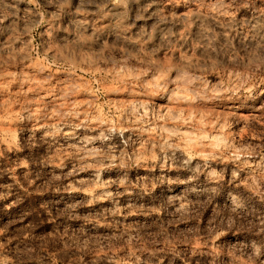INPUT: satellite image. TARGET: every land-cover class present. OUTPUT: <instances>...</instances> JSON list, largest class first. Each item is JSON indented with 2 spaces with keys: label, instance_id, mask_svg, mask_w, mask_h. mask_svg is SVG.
Returning a JSON list of instances; mask_svg holds the SVG:
<instances>
[{
  "label": "rangeland",
  "instance_id": "374dc122",
  "mask_svg": "<svg viewBox=\"0 0 264 264\" xmlns=\"http://www.w3.org/2000/svg\"><path fill=\"white\" fill-rule=\"evenodd\" d=\"M0 264H264V0H0Z\"/></svg>",
  "mask_w": 264,
  "mask_h": 264
},
{
  "label": "bare ground",
  "instance_id": "6f19581e",
  "mask_svg": "<svg viewBox=\"0 0 264 264\" xmlns=\"http://www.w3.org/2000/svg\"><path fill=\"white\" fill-rule=\"evenodd\" d=\"M217 7H218V6H217ZM218 8H219V7H218ZM220 8H221V7H220ZM220 8H219V9H220ZM225 9H226V8H225ZM216 10H217V9H216ZM219 11H220V10H219ZM215 12H216V11H215ZM217 12H218V11H217ZM193 13H194V12H193ZM204 13H205V12H204ZM220 13H221V12H220ZM210 19H211V18H210ZM258 38H259V37H258ZM30 70H31V69H30ZM30 70H29V71H30ZM36 70H37V67H36ZM39 71H40V69H39ZM34 72H35V71H34ZM27 74H28V73H27ZM20 75H21V74H20ZM28 75H29V74H28ZM28 75H27V76H28ZM20 77H21V76H20ZM21 78H23V76H22ZM27 78H28V77H27ZM134 79H135V78H134ZM130 81H131V80H130ZM195 85H196V84H195ZM176 87H177V86H176ZM164 88H165V87H164ZM196 88H197V87H196ZM145 89H146V88H145ZM147 89H149V88H147ZM152 89H153V88H152ZM166 89H167V88H166ZM168 89H169V88H168ZM168 89H167V91H168ZM201 89H202V88H201ZM207 89H208V88H207ZM130 90H132V89H130ZM157 90H158V89H157ZM157 90H156V91H157ZM176 90H177V89H176ZM182 90H183V89H182ZM144 91H145V93L142 92V93H144V95L141 94L140 92H139V93L137 92V93H136L137 96H136V97L134 96L135 98L133 97V95H135V93L133 94V93L131 92V93L133 94V95H132L133 99H135L134 101H136V99L139 100L140 98L143 99V97H144V99H147V98H145L146 96H148V97L150 98L151 95H150L149 93L146 94V90H144ZM152 91H153V90H152ZM156 91H155V92H156ZM158 91H159V90H158ZM165 91H166V90H165ZM147 92H148V91H147ZM168 92L171 93L172 91H171V92L168 91ZM173 92H176V91H173ZM173 92H172V94H173ZM179 92H180V91H179ZM200 92H201V91H200ZM209 92H210V91H209ZM212 92H213V91H212ZM41 93H42V92H41ZM41 93H40V94H41ZM150 93H151V92H150ZM158 93H159V92H158ZM158 93H157V94H158ZM163 93H164V91H163ZM166 93H167V92H166ZM176 93H177V92H176ZM203 93H204V92H203ZM203 93H202V94H203ZM205 93H206V92H205ZM43 94H44V93H43ZM126 94H127V92H126ZM159 94H160V93H159ZM172 94H171V95H172ZM183 94H184V93H183ZM206 94H207V93H206ZM130 95H131V94H130ZM167 95H168V94H167ZM176 95H178V94H176ZM212 95H213V94H212ZM223 95H224V94H223ZM42 96H43V95H42ZM53 96H54V95H53ZM188 96H189V95H188ZM210 96H211V95H210ZM214 96H215V95H214ZM217 96H218V95H217ZM38 97H39V96H38ZM40 97H41V96H40ZM48 97H49V96H48ZM175 97L177 98V96H175ZM175 97H174V98H175ZM181 97H182V96H181ZM208 97H209V95H208ZM43 98H44V97H43ZM50 98H51V97H50ZM53 98H56V97H53ZM159 98H161V97H159ZM170 98H171V96H170ZM174 98H173V99H174ZM183 98H184V95H183ZM183 98H182V99H183ZM190 98H191V97H190ZM131 99H132V98H131ZM141 99H140V100H141ZM173 99H172V100H173ZM182 99H181V100H182ZM192 99H193V98H192ZM192 99H191V101H192ZM140 100H139V101H140ZM175 100H176V99H174V101H175ZM184 100H186V102L188 101L187 98H184ZM184 100H182V101L184 102ZM46 101H47V100H46ZM139 101H137V102H139ZM170 101H171V100H170ZM177 101H178V100H177ZM39 102H40V101H39ZM55 102H57V101H55ZM142 102H143V101H142ZM142 102H140V103L142 104ZM145 102H146V101H144V103H145ZM147 102H148V101H147ZM163 102H164V101H163ZM140 103H138V105H140ZM156 103H157V102H156ZM164 103H166V101H165ZM164 103H163V104H164ZM190 103H192V102H189V104H190ZM36 104H37V103H36ZM136 104H137V103H135V105H136ZM167 104H168V103H167ZM174 104H175V103H174ZM181 104H182V103H181ZM183 104H184V103H183ZM183 104H182V105H183ZM187 104H188V103H187ZM189 104H188V105H189ZM30 105H31V104H30ZM135 105H134V106H135ZM142 105H144V104H142ZM142 105H141V106H142ZM146 105H148V103H147ZM161 105H162V104H161ZM168 105H169V104H168ZM190 105H191V104H190ZM35 106H36V105H35ZM129 106H130V105H129ZM144 106H145V105H144ZM165 106H166V105H165ZM165 106H164V107H165ZM177 106H178V104H177ZM184 106H186V105H184ZM29 107H30V106H29ZM70 107H71V105H70ZM137 107H138V106H137ZM147 107H148V106H147ZM149 107H150V106H149ZM190 107H191V106H190ZM36 108H37V107H36ZM132 108H133V106H132ZM139 108H141V107H139ZM183 108H184V107H183ZM187 108L189 109V107H187ZM66 109H67V108H66ZM66 109H65V111H66ZM146 109H149V108H146ZM185 109H186V108H185ZM190 109H191V108H190ZM33 110H34V109H33ZM36 110H37V109H36ZM38 110H39V109H38ZM68 110H69V109H68ZM74 110H75V109H74ZM79 110H80V109H79ZM141 110H142V109H141ZM151 110H152V109H151ZM182 110H183V109H182ZM191 110H192V109H191ZM194 110H195V109H194ZM40 111L42 112V110H40ZM70 111H71V109H70ZM72 111H73V110H72ZM81 111H82V110H81ZM134 111H135V110H134ZM143 111H144V110H143ZM145 111H146V110H145ZM152 111H153V110H152ZM152 111H151V112H152ZM189 111H190V110H189ZM36 112H37V111H36ZM66 112H67V111H66ZM84 112H85V111H84ZM131 112H132V111H131ZM160 112H161V111H160ZM190 112H191V111H190ZM30 113H31V112H30ZM33 113H34V111H33ZM145 113L147 114V112H145ZM74 114H75V113H74ZM76 114H77V113H76ZM142 114H144V113L142 112ZM151 114H152V113H151ZM188 114H189V113H188ZM191 114H192V113H190L189 116H190ZM37 115H38V113H37ZM81 115H83V114H81ZM89 115L91 116V114H89ZM127 115H128V114H127ZM127 115H126V116H127ZM129 115H130V114H129ZM134 115H135V114H134ZM134 115H133V116H134ZM136 115H137V114H136ZM156 115H157V114H156ZM159 115H160V114H159ZM197 115H198V114H197ZM197 115H196V116H197ZM46 116H47V115H46ZM69 116H70V115H69ZM85 116H86V114H85ZM126 116H125V117H126ZM191 116H192V115H191ZM201 116H202V115H201ZM34 117H35V116H34ZM125 117H124V119H125ZM149 117H150V116H149ZM158 117H159V116H158ZM37 118H38V117H37ZM75 118H76V117H75ZM80 118H82V117H80ZM84 118H85V117H84ZM89 118H90V117H89ZM136 118H137V117H136ZM141 118H142V117H141ZM159 118H161V117H159ZM197 118H198V117H197ZM51 119H52V118H51ZM138 119H139V117H138ZM187 119H188V118H187ZM194 119H196V118H194ZM198 119H200V118H198ZM205 119H206V118H205ZM76 120H77V119H76ZM80 120H81V119H79V121H80ZM90 120H91V118H90ZM132 120H133V119H132ZM157 120H158V119H157ZM157 120H156V121H157ZM160 120H161V119H160ZM162 120H163V119H162ZM183 120H184V119H183ZM203 120H204V119H202V122H203ZM46 121H47V120H46ZM84 121H85V120H84ZM125 121H126V120H125ZM125 121H124V122H125ZM136 121H137V119H136ZM136 121H134V122H136ZM141 121H142V120H141ZM145 121H146V120H145ZM154 121H155V120H154ZM193 121H194V120H193ZM204 121H205V120H204ZM37 122H38V121H37ZM56 122H57V121H56ZM58 122H59V121H58ZM161 122H162V121H161ZM161 122H160V123H161ZM164 122H165V120H164ZM183 122H184V121H183ZM32 123H33V122H32ZM99 123H100V121H99ZM99 123H98V124H99ZM102 123H103V122H102ZM130 123H131V122H130ZM136 123H137V122H136ZM139 123H140V122H139ZM139 123H137V124H139ZM144 123H145V122H144ZM146 123H148V121H147ZM154 123H155V122H154ZM156 123H157V122H156ZM198 123H199V122H198ZM200 123H201V122H200ZM37 124H38V123H37ZM85 124H86V123H85ZM158 124H159V123H158ZM201 124H202V123H201ZM211 124H212V123H211ZM100 125H101V124H100ZM102 125H103V124H102ZM108 125H109V124H108ZM122 125H123V124H122ZM129 125H130V124H129ZM135 125H136V124H134L133 126H135ZM146 125H147V124H146ZM148 125H149V124H148ZM202 125H203V124H202ZM213 125H214V124H213ZM33 126H34V124H33ZM33 126H32V128H33ZM77 126H78V125H77ZM120 126H121V125H120ZM127 126H128V125H127ZM133 126H132V127H133ZM155 126H156V125H155ZM162 126H163V125H162ZM34 127H35V126H34ZM74 127H75V125H74ZM136 127H138V125H137ZM139 127H140V126H139ZM142 127H143V126H142ZM158 127H161L160 124H159ZM163 127H166V126H163ZM209 127H210V126H209ZM213 127H214V126H213ZM213 127H212V128H213ZM220 127H221V126H220ZM101 128H102V127H101ZM134 128H135V127H134ZM161 128H162V127H161ZM34 129H35V128H34ZM106 129H107V128H106ZM124 129H125V128H124ZM128 129H129V128H128ZM148 129H150V128H148ZM153 129H154V127H153ZM153 129H152V130H153ZM157 129H158V128H157ZM163 129H164V128H163ZM215 129H216V128H215ZM44 130H45V129H44ZM44 130H42V131H44ZM68 130H69V129H68ZM73 130H74V128H73ZM145 130H146V129H145ZM39 131H40V130H39ZM153 131H154V130H153ZM165 131H166V130H165ZM142 132H143V131H142ZM146 132H148V131H146ZM160 132H161V131H160ZM68 133H69V132H68ZM42 134H43V133H42ZM160 134H161V133H160ZM65 135H66V134H65ZM68 135H69V134H68ZM147 135H149V134H147ZM151 135H152V134H151ZM156 135H157V134H156ZM161 135H162V134H161ZM161 135H160V137H162ZM202 135H203V133H202ZM206 135H207V134H206ZM68 137H69V136H68ZM68 137H67V138H68ZM151 137H152V136H151ZM199 137H200V136H199ZM203 137H204V136H203ZM205 137H207V136H205ZM205 137H204V139H205ZM213 137H214V136H213ZM215 137H217V136H215ZM195 139H196V138H195ZM213 139H214V138H213ZM154 140H155V138H154ZM216 140H218V139H216ZM204 141H205V140H204ZM202 142H203V140H202ZM204 143H205V142H204ZM213 143H214V140H212V144H213ZM215 143H216V142H215ZM208 144H209V142H208ZM208 144H207V145H208ZM159 145H161V144H159ZM207 145H206V146H207Z\"/></svg>",
  "mask_w": 264,
  "mask_h": 264
}]
</instances>
